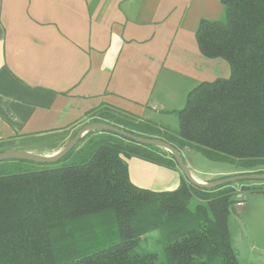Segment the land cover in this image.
Listing matches in <instances>:
<instances>
[{"label":"trees","instance_id":"trees-1","mask_svg":"<svg viewBox=\"0 0 264 264\" xmlns=\"http://www.w3.org/2000/svg\"><path fill=\"white\" fill-rule=\"evenodd\" d=\"M221 3L222 18L201 21L195 38L205 58L228 64L229 78L187 94L175 133L146 122L125 131L249 171L264 166V0ZM102 133L55 165L0 173V264H238L227 225L232 184L206 190L183 179L173 191L140 189L127 160L174 168L172 156ZM110 214L116 232L106 246L67 254L87 241L94 220Z\"/></svg>","mask_w":264,"mask_h":264},{"label":"crops","instance_id":"crops-1","mask_svg":"<svg viewBox=\"0 0 264 264\" xmlns=\"http://www.w3.org/2000/svg\"><path fill=\"white\" fill-rule=\"evenodd\" d=\"M223 13L221 0H0V153L55 155L102 109L175 133L187 94L230 76L195 38L201 21ZM188 150L179 152L199 183L249 172L203 178L184 158ZM127 166L130 182L150 192L173 191L183 180L177 167L137 158ZM249 196L259 198L245 196L239 207L241 216L251 210L249 225L240 223L230 245L238 264H264V249L256 255L250 242L264 191Z\"/></svg>","mask_w":264,"mask_h":264},{"label":"rangeland","instance_id":"rangeland-1","mask_svg":"<svg viewBox=\"0 0 264 264\" xmlns=\"http://www.w3.org/2000/svg\"><path fill=\"white\" fill-rule=\"evenodd\" d=\"M86 121L88 122L90 121V123L105 122V123L114 125L122 130H127L130 124L136 125L140 123V121L133 119L131 117L125 116L123 114H120L114 111H107V110L98 111L95 115H91ZM173 123H174V128H176L177 122L174 121ZM106 135L107 134L102 133L98 130L96 131L94 130L92 132V135L88 136L86 140L77 144L75 151H80L81 149H84L85 147H87V144L91 140H95L100 137H105ZM141 136L144 138H157V137L148 136V135H141ZM183 156L186 160H188V162H190L191 168H193V170L198 172L197 174L199 176H202L203 178H207L209 174L211 175L218 174L220 172H227V171L234 170V169L241 170V168L238 165H233L230 163L214 162V161L208 160L203 155H201L200 153H198L197 151L193 149H189L188 151H185V153H183ZM40 166H47V165H39V164L28 163V162L19 163V162H13V161H3V162H0V173L1 172L15 173V172L20 171V169H34ZM256 172H264V166H258L254 168L253 170H249L248 174H252V173L257 174ZM181 175H182V178L185 179L182 173ZM232 176H235V175H232ZM232 176L229 175L227 177H232ZM222 178H226V177H221L219 179H222ZM219 179L215 178L214 181L219 180ZM245 186H247V188H245ZM231 189L233 191V196H232L233 198H234L235 193H237V191L243 192L247 198V197H251L249 195L253 193H257L261 190L264 191V181H241V182L232 184ZM250 199L251 200L255 199V202H257L259 198H257L256 196H252ZM257 204H260V202ZM193 205L194 203L192 204V206ZM253 206H254V202L250 204V208H253ZM239 207L240 206H237L236 204H234L230 208V213H229L228 222H227L230 244L234 243L235 245H236L235 239L238 237L240 233V228H241L240 223L242 222L245 228H247L249 224L247 223V220L245 217L251 211V210L248 211V213L245 212L241 216ZM257 210L259 211L261 217H257L258 220L253 219L252 230L256 233L258 238L250 240V242L254 244L257 248V249H253L254 250L253 252H255L256 255H261L258 249L260 250L264 249V210L262 208H259ZM255 211L252 213V217H254ZM101 217H105V218L101 219ZM98 218L99 219L94 220L93 224L89 226L88 229H86L87 233H85V236L88 237L87 241L83 245H78L80 246L78 249L76 246L71 247V250L73 251L75 250V252L71 253L72 251L69 250L68 251L69 253H67L69 256L76 255V251L78 250L92 249V248L96 249V248L106 246L108 244L104 240L107 239L108 237H111L116 232V226L114 225V219L111 216V214L110 216L108 215L107 217L103 215ZM92 240H94L95 242L97 241V243H94V241ZM141 246H144V244L142 243Z\"/></svg>","mask_w":264,"mask_h":264},{"label":"water","instance_id":"water-1","mask_svg":"<svg viewBox=\"0 0 264 264\" xmlns=\"http://www.w3.org/2000/svg\"><path fill=\"white\" fill-rule=\"evenodd\" d=\"M94 130L114 134L118 137H122L127 140H130L138 145L157 147L166 151L172 156L177 167L184 175L186 181L189 182L191 185L200 189L211 190L218 187H222L224 185L235 184L241 181H264V174L252 173V174H239L232 177H226L219 180H215L210 183H199L190 174V171L187 165L185 164L180 152L177 149H175L173 146H171L169 143L157 138H144L141 136H137L135 134H131L125 130L119 129L118 127H115L105 122H94L83 126L81 129L77 131V133L74 135L71 141L55 155L44 157L23 151H5L0 153V162L15 161V162L34 163L39 165L55 164L61 159H63L72 149H74L78 144V142L86 133Z\"/></svg>","mask_w":264,"mask_h":264},{"label":"built area","instance_id":"built-area-1","mask_svg":"<svg viewBox=\"0 0 264 264\" xmlns=\"http://www.w3.org/2000/svg\"><path fill=\"white\" fill-rule=\"evenodd\" d=\"M244 199H245L244 193L237 191V193H235L234 195V200H235L234 204H236L237 206H241L243 204Z\"/></svg>","mask_w":264,"mask_h":264}]
</instances>
